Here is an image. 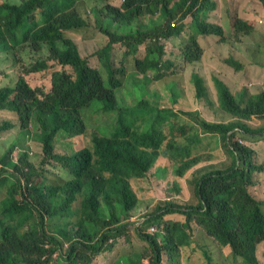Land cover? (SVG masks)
Listing matches in <instances>:
<instances>
[{
  "label": "trees",
  "instance_id": "obj_1",
  "mask_svg": "<svg viewBox=\"0 0 264 264\" xmlns=\"http://www.w3.org/2000/svg\"><path fill=\"white\" fill-rule=\"evenodd\" d=\"M85 2L0 3V138L12 132L0 141V264H51L55 256L64 264H95L128 239L133 215L143 220L133 228L150 247L149 264H163V256L176 262L195 224L235 261L259 264L264 199L249 188L264 166L241 139L264 131V93L237 95L221 76L207 74L202 42L223 33L211 17L215 1L96 0L94 26L76 10ZM243 22L233 27L238 41L254 31ZM186 27L191 34L181 51L166 50L164 43ZM90 28L107 41L96 58L112 90L84 61ZM118 44L126 58L112 60ZM18 52L34 58L29 67ZM130 60L135 70L126 93L135 103L127 105L116 90ZM226 63L247 69L242 60ZM55 64L63 70L53 71L47 93L31 76ZM181 79L188 80L183 89ZM113 116L110 129L102 119ZM81 135L86 146L76 150L70 139ZM32 142L41 147L38 162L30 160ZM199 170L192 202L189 181ZM111 264L143 263L140 254H124Z\"/></svg>",
  "mask_w": 264,
  "mask_h": 264
},
{
  "label": "rangeland",
  "instance_id": "obj_2",
  "mask_svg": "<svg viewBox=\"0 0 264 264\" xmlns=\"http://www.w3.org/2000/svg\"><path fill=\"white\" fill-rule=\"evenodd\" d=\"M2 1H12V0H0ZM115 1V0H114ZM216 3L215 9L211 12V17L217 22V27L223 31L220 37L209 36L203 42L202 45L205 48V52L202 55V61L205 62L206 71L209 76L219 75L221 76L227 84L232 87L231 89L238 95L241 92L248 96H257L264 93V8H261L256 0H214ZM96 5V0H86L85 3H77L76 10L78 13L84 16V18L94 26V17L92 14V8ZM225 6V7H224ZM226 7H229L226 8ZM243 20L245 24L251 26L254 31L251 35H245L242 41H238V36L234 35L233 27L237 21H241L238 17ZM88 31L91 34L90 44L88 51H82L84 53V58H96L97 50H100L105 44L106 40L102 39L99 31L90 28ZM191 32L189 28L184 29V33L177 38H172L164 43L165 49L168 51L180 52L181 47L187 44V37ZM237 37V38H236ZM126 49L121 45H114L112 51V60L121 58V55L125 57ZM17 57L20 58L28 67L34 58H31L29 52H18ZM234 58L236 60L245 61L246 68L242 71H236L234 68L229 66L226 62L228 59ZM5 61L2 60L0 66L5 65ZM128 73L124 76H119L118 79L122 82V86L116 90L118 93V100L121 103L127 105H132L135 103V99L127 95V88L130 81L134 78V62L130 60L127 64ZM55 70H63L58 65H54L46 72H39L33 74L31 78L33 82L44 88V92H49L51 88V75ZM66 71L73 74L72 69L67 68ZM105 77V70L102 71ZM104 79V80H105ZM110 79L105 80V84L109 85ZM113 82V80H112ZM188 80L181 79L179 81L178 87L183 89L186 87ZM173 83L172 80L169 82ZM149 88H154V84H150ZM163 95L169 96L171 93L164 91L160 87ZM190 100L191 98H186ZM167 100H163L166 102ZM164 104V103H163ZM89 113L86 114L88 117ZM104 117V115H100ZM188 120H192L190 115H187ZM114 116L108 117L104 120L109 128L111 129L114 123ZM252 127L258 125L257 120L247 121ZM3 121L0 120V124ZM12 132H9L11 134ZM6 135L5 138L8 136ZM5 138H0L4 140ZM246 140L241 139L242 143H248L252 147L256 148V160L257 163L264 166V131L258 132L256 135L249 134L246 135ZM74 144L76 150L83 149L84 141L82 136H77L70 139ZM9 142L5 144V147L9 146ZM32 152L30 155V160L38 162L40 159L41 147L35 142L31 143ZM3 152V146L0 144V155ZM231 155L226 153L225 158L227 160V166L231 164ZM222 159L219 163L223 162ZM202 170L197 171L195 179L189 181L191 189L192 202H197V197L194 191V183ZM254 179L257 183L250 188L251 194L256 199H264V171L256 172L253 174ZM3 195H0V200ZM135 221L141 222L142 218L138 215H133ZM140 224V222H139ZM131 235L127 240L120 238L117 246L113 252L105 251L100 253L96 257L95 264H111L119 256L140 254L142 257L143 264H149L151 260V250L148 244L143 242L138 234L134 231L133 223H131ZM135 226L138 227V224ZM148 229V228H147ZM158 229V228H157ZM190 246L184 247L181 254H178V260L173 264H207L208 257L213 259V263L218 264H241V260L235 261L229 250H222L217 242L209 237L202 229H200L196 224L193 226L192 237L189 242ZM256 258L259 264H264V245L263 243L260 247L255 250ZM59 257L55 256L54 261L51 264H64L59 261ZM163 264H166V257L163 256Z\"/></svg>",
  "mask_w": 264,
  "mask_h": 264
},
{
  "label": "clouds",
  "instance_id": "obj_3",
  "mask_svg": "<svg viewBox=\"0 0 264 264\" xmlns=\"http://www.w3.org/2000/svg\"><path fill=\"white\" fill-rule=\"evenodd\" d=\"M83 35L85 36V37H91V34H90V32L89 31H85L84 33H83ZM84 58V57H83ZM84 61L86 62V64H87V66L91 69V70H93V71H95V72H97L98 74H99V76H100V78H101V81H102V83H103V86L106 88V89H109V90H112V86H111V84H109V85H106L105 84V80H107V79H105V77H104V75H102L103 74V72H102V74H100L99 72H98V69L100 70V64H99V61H98V59L97 58H89V59H86V58H84ZM59 71H61V70H59ZM33 74H37V73H33ZM72 78V80H76L77 79V73L73 76V77H71ZM105 79V80H104ZM53 87H54V85H53V78H52V75H51V88H50V91L49 92H52V90H53ZM82 137H83V141H84V135H81ZM85 146H86V143H85V141H84V146H83V148H85ZM253 149L256 151V148H254L253 147ZM264 171V167L261 169V170H259V171H255V172H253V174L254 173H256V172H263ZM257 181V180H256ZM251 188V187H250ZM250 188H249V191H250ZM251 193V192H250ZM254 197V196H253ZM133 221L134 220H132V219H130V223H133ZM261 245V244H260ZM260 245L258 246V247H260Z\"/></svg>",
  "mask_w": 264,
  "mask_h": 264
}]
</instances>
